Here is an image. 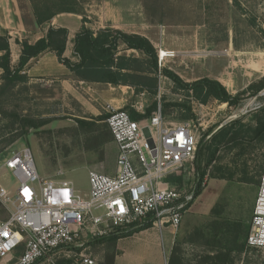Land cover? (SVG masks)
Instances as JSON below:
<instances>
[{
	"label": "rangeland",
	"instance_id": "obj_1",
	"mask_svg": "<svg viewBox=\"0 0 264 264\" xmlns=\"http://www.w3.org/2000/svg\"><path fill=\"white\" fill-rule=\"evenodd\" d=\"M103 1L106 0L100 2ZM131 1L136 4V11L129 17L135 26L128 30H149L168 39L165 45L171 48L169 52L174 56L159 64L158 51L159 67L174 72L187 83L198 78H216L232 95L245 92L243 101L237 107L216 101L199 104L174 92L172 82L160 72L154 97L145 92L136 93L132 87L104 84L91 87L76 84L71 93L57 84H21L0 100V141L21 136L10 146L0 143V187L11 199L17 184L2 164L12 152L23 148H29L39 178L51 179L61 173L81 196L88 193L89 170L112 174L116 160L113 141L103 144L86 141L75 123V119L92 121L105 115L107 104L127 111L138 105L145 110L154 102L157 106L159 103L160 108L162 102L190 107L193 118L188 121H182L179 108L174 107L167 108L162 117L166 126L190 124L198 143L206 139L202 145V167L209 154L205 147L217 130L234 122L254 128L256 119L264 116V97L247 90L251 84L264 81V0ZM22 118L44 121L45 124L33 129L17 121L12 128L5 127L13 119ZM250 137L243 136L236 142H224L217 147L206 169L201 193L195 197L175 231L171 258L163 264H173V260L177 264H264L263 250L247 248L245 242L239 251L246 241L244 227L253 210L260 169L264 166V141ZM217 167L222 168L225 176L234 173L233 179L228 180L227 176L219 179L215 173ZM191 168L189 174H185L188 179L193 176L194 166ZM243 176L252 177L257 183H241L239 180ZM191 179L187 186L195 185ZM8 216L9 212L0 204V219ZM220 230L222 239L219 235L215 241L213 232ZM86 248L98 264L103 260L106 264L113 252L108 242L88 243ZM231 248L236 251L229 253Z\"/></svg>",
	"mask_w": 264,
	"mask_h": 264
},
{
	"label": "built area",
	"instance_id": "obj_2",
	"mask_svg": "<svg viewBox=\"0 0 264 264\" xmlns=\"http://www.w3.org/2000/svg\"><path fill=\"white\" fill-rule=\"evenodd\" d=\"M173 56L159 51V64ZM258 96L264 97V89ZM133 110L144 113L142 105ZM104 111L117 152L115 174L89 170L87 195L81 196L61 173L39 178L29 148L5 159L2 168L17 188L11 199L0 187V204L9 212L0 219V264H97L86 248L95 239L146 224L179 228L196 187L177 189L165 179L189 174L198 146L195 131L188 123L166 126L159 103L141 121L111 104ZM246 246L264 251V166Z\"/></svg>",
	"mask_w": 264,
	"mask_h": 264
},
{
	"label": "trees",
	"instance_id": "obj_3",
	"mask_svg": "<svg viewBox=\"0 0 264 264\" xmlns=\"http://www.w3.org/2000/svg\"><path fill=\"white\" fill-rule=\"evenodd\" d=\"M31 2L34 6V15L38 25L50 21L56 15V12L62 11L63 9L74 14L77 12L78 7L76 0H31ZM82 23L83 25L81 26L80 31L76 34L73 42V52L78 58V62L74 64L63 58L67 38L66 29L49 28L46 37L38 40L35 44L29 45L27 42H23L21 44L22 51L19 63L15 69H11L10 66L8 37L0 36V69L2 71L0 75V100L8 92L13 91L19 85L27 82L26 77L21 74V69L26 63L30 59L36 58L40 54L49 51L55 53L58 61L66 66L78 81L85 83L104 84L111 87H132L135 89L136 93L145 92L154 97L157 95V75L160 72L161 75L172 82L174 85V92H180L184 97L192 99L199 104L206 105L210 101H216L220 104H227L230 107H237L243 101L245 92L232 95L217 80L202 78L187 83L182 81L174 72L165 68H160L158 66L157 52L155 48L149 40L143 36L125 33L109 27L100 29L94 33L84 26L85 20H82ZM129 50L135 51L138 56L135 54L127 56L125 52ZM263 89V80L256 84H251L247 88V90L251 91L253 95L258 94ZM169 107L179 108V118L182 121H188L193 118L191 108L179 103L168 104L162 102L161 115L164 116L166 109ZM156 108L157 102H154L144 110L143 114L136 113L134 110L130 109L128 111L124 110L130 114L132 120L141 121L149 119ZM262 112H264V108ZM105 117V115L98 116L92 121L75 119L77 130L86 136V141H96L100 144L113 141L106 124H100L102 121L104 122ZM17 121L22 122L24 127L33 129H37L45 124L44 121L36 122L29 118H22V120L13 119V122L5 127L10 129ZM243 136H251V140L264 141V116L256 119V125L254 128L241 125L240 122H234L229 127L217 130L209 138L210 142L208 143V146L205 147L209 154L203 167L201 166V156L203 155L204 150V146L202 145H204L206 139H202L198 143V148L193 161L194 171L192 179H188L185 174H182L180 176H169L165 181L171 187H176L177 189L189 187L187 185L190 183V179L191 181H195V199V197L199 196L201 193V185L204 181L206 169L211 164L217 147L224 142H236ZM19 137L21 136L14 135L8 139L1 140L0 143H6V146H10ZM262 169L263 167L260 169V172ZM215 173H218L219 179H224L227 176L228 180H232L234 177V173H229L225 176L221 167L215 168ZM239 181H241V183H257L254 178H248L247 176H243ZM150 226V224H146L139 229L131 230L126 233L111 234L103 238L95 239L92 243L114 241L120 237L129 236L134 232ZM218 236L220 238L223 236L221 235V230L220 232L214 231L212 239L217 241ZM245 242L246 241L242 243L239 251L242 250ZM234 251L236 250L231 248L229 253ZM19 253L20 252H17L16 255ZM172 262L173 264H177L174 260Z\"/></svg>",
	"mask_w": 264,
	"mask_h": 264
},
{
	"label": "crops",
	"instance_id": "obj_4",
	"mask_svg": "<svg viewBox=\"0 0 264 264\" xmlns=\"http://www.w3.org/2000/svg\"><path fill=\"white\" fill-rule=\"evenodd\" d=\"M76 1L78 3L76 13L71 14L69 11L63 9L62 11L56 12V15L50 21L38 25L31 0H0V36L8 37L11 69H15L19 63L22 51L21 44L23 42H27L29 45L35 44L38 40L46 37L49 28L66 29L67 38L63 58L73 64L77 63L78 58L73 52V42L76 34L83 25L82 20H85L84 26L94 33L100 29L109 27L125 33L137 34L145 37L153 45L156 52L171 51V48L165 45L168 39L164 40L160 38V34L157 32H148L149 30H147V32L128 30L130 27L135 26L134 20L129 17L136 11V4L132 3L131 0H127V2L123 3L121 0H116L114 2L113 0H106L103 2H100L101 0H89L86 3L82 0ZM113 13H115V15H113ZM125 13H127L126 16H124ZM90 15H93L94 18H91ZM144 26L149 27L145 24ZM163 35L167 36L165 32ZM163 35L161 37H163ZM125 53L127 56L130 54L138 56L135 51L131 50ZM21 70V74L26 77L28 83L38 82L44 85L57 84L68 93H71L73 85L76 84L80 85L83 83L89 85V87L101 85L78 81L69 69L58 61L55 53L49 51L40 54L36 58L30 59ZM1 73L2 71L0 69V75ZM214 79L216 80V78ZM217 81L220 83V80L217 79ZM114 174L115 169L112 174L107 175ZM256 194L257 189L255 197ZM251 216L252 210L250 217L246 220L248 224L244 227L247 235L249 233ZM175 231L176 230L169 227L159 230L150 226L134 232L129 236L120 237L114 241H105L110 243L113 249L106 264H163L168 257L169 259L171 258L176 236ZM90 243H92V241L89 242V244ZM94 259L96 260L95 257ZM96 262L98 264L97 260ZM101 264H105V260H103Z\"/></svg>",
	"mask_w": 264,
	"mask_h": 264
},
{
	"label": "bare ground",
	"instance_id": "obj_5",
	"mask_svg": "<svg viewBox=\"0 0 264 264\" xmlns=\"http://www.w3.org/2000/svg\"><path fill=\"white\" fill-rule=\"evenodd\" d=\"M164 53H165V52H162V51H161L162 56L164 55ZM163 60H164V59H162L161 61H163Z\"/></svg>",
	"mask_w": 264,
	"mask_h": 264
}]
</instances>
